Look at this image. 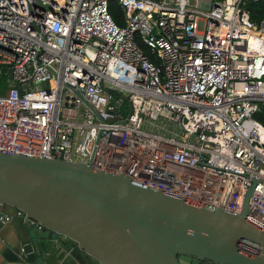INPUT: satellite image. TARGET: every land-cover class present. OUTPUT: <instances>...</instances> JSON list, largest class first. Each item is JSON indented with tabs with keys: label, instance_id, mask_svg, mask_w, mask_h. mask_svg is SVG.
<instances>
[{
	"label": "built area",
	"instance_id": "obj_1",
	"mask_svg": "<svg viewBox=\"0 0 264 264\" xmlns=\"http://www.w3.org/2000/svg\"><path fill=\"white\" fill-rule=\"evenodd\" d=\"M110 1L0 0V149L237 213L252 188L264 226L257 0H116L123 26Z\"/></svg>",
	"mask_w": 264,
	"mask_h": 264
},
{
	"label": "water",
	"instance_id": "obj_2",
	"mask_svg": "<svg viewBox=\"0 0 264 264\" xmlns=\"http://www.w3.org/2000/svg\"><path fill=\"white\" fill-rule=\"evenodd\" d=\"M251 188L232 212L135 182L82 161L0 149V204L30 230L62 236L99 264H264V226L251 219ZM35 233L25 264H48Z\"/></svg>",
	"mask_w": 264,
	"mask_h": 264
},
{
	"label": "crops",
	"instance_id": "obj_3",
	"mask_svg": "<svg viewBox=\"0 0 264 264\" xmlns=\"http://www.w3.org/2000/svg\"><path fill=\"white\" fill-rule=\"evenodd\" d=\"M3 215L7 220L1 218ZM21 218L17 209L0 206V264H25L23 242L26 241L27 233H35L34 244L41 247L48 264H64L68 258L76 264L82 256L94 264V258L80 251L68 239L39 230L37 227L30 230Z\"/></svg>",
	"mask_w": 264,
	"mask_h": 264
},
{
	"label": "trees",
	"instance_id": "obj_4",
	"mask_svg": "<svg viewBox=\"0 0 264 264\" xmlns=\"http://www.w3.org/2000/svg\"><path fill=\"white\" fill-rule=\"evenodd\" d=\"M247 8L250 11L251 18L255 22H261L264 20V0L251 1L247 4ZM109 9L114 20L121 26L124 25V12L122 7L116 0H111L109 4ZM142 47L149 52L148 48L144 43H141ZM9 80L8 72L0 74V92H5L7 88V83ZM255 118L264 125V103L261 105L259 112L255 114ZM48 233L50 231L47 230ZM76 246V245H74Z\"/></svg>",
	"mask_w": 264,
	"mask_h": 264
},
{
	"label": "rangeland",
	"instance_id": "obj_5",
	"mask_svg": "<svg viewBox=\"0 0 264 264\" xmlns=\"http://www.w3.org/2000/svg\"><path fill=\"white\" fill-rule=\"evenodd\" d=\"M193 1H195V0H193ZM63 238H64V237H63ZM68 241H69V240H68ZM73 244H74V243H73ZM73 258H74V257H73ZM81 258H82L83 260H82ZM81 258H80V261H79L78 263L76 262V264H91V263H89L88 261L85 260L84 256H82ZM67 261H68V262H67ZM93 263H94V264H99L96 260H94ZM64 264H75V263H72V262H71V258H68V259L65 261Z\"/></svg>",
	"mask_w": 264,
	"mask_h": 264
},
{
	"label": "flooded vegetation",
	"instance_id": "obj_6",
	"mask_svg": "<svg viewBox=\"0 0 264 264\" xmlns=\"http://www.w3.org/2000/svg\"><path fill=\"white\" fill-rule=\"evenodd\" d=\"M71 244H73L71 241H69ZM74 245V244H73Z\"/></svg>",
	"mask_w": 264,
	"mask_h": 264
}]
</instances>
